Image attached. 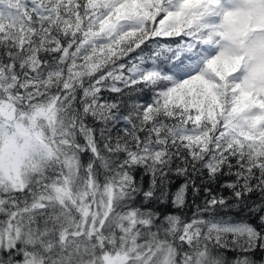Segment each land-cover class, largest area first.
Returning <instances> with one entry per match:
<instances>
[{
  "label": "snow or ice",
  "instance_id": "snow-or-ice-1",
  "mask_svg": "<svg viewBox=\"0 0 264 264\" xmlns=\"http://www.w3.org/2000/svg\"><path fill=\"white\" fill-rule=\"evenodd\" d=\"M0 264H264V0H0Z\"/></svg>",
  "mask_w": 264,
  "mask_h": 264
}]
</instances>
